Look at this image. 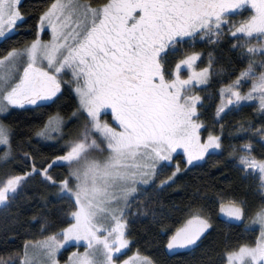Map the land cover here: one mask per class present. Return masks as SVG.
<instances>
[{
	"label": "snow or ice",
	"instance_id": "6c2138e0",
	"mask_svg": "<svg viewBox=\"0 0 264 264\" xmlns=\"http://www.w3.org/2000/svg\"><path fill=\"white\" fill-rule=\"evenodd\" d=\"M237 15L241 19L234 20ZM23 19L20 0H0V38H7ZM46 28L51 33L48 40L40 36ZM225 35L247 63L221 85L215 115L222 120V113L239 111L246 102L257 103L264 115V0H51L47 4L35 38L0 54V114L14 106L39 109L55 103L63 77L70 72L78 98L72 115L83 116L84 122L75 134H67V150L54 158L67 163V174L58 178L51 174L54 165L42 162L37 167L33 157L30 169L0 179V207L7 208L28 179L41 176L58 189L60 199L70 202L64 216L71 222L49 231L52 225L45 218L41 238L26 239L21 249L0 255V264H61L58 254L72 242L83 251L71 252L63 264H156L139 250L119 260L121 250L130 244L131 197L155 183L178 149L191 165L223 148V124L221 134L209 130L206 138L201 135L203 97L195 90L213 75L211 53L207 66L199 69L195 67L199 51L186 52L174 67L168 55L185 43L194 45L197 38L215 45ZM182 66L189 71L187 76L181 74ZM244 84H250L247 91L242 90ZM66 124L59 112L50 114L34 135L64 139ZM236 132L248 138L232 144L229 156L242 177L254 181V199L249 200L246 191H219L210 204L190 210L174 227L165 224L161 210L159 223L168 250L199 247L213 228V210L218 208L216 218L224 223L243 224L244 232L259 227L254 238L225 247L223 264H264V123L259 127L239 123ZM14 135L12 125L0 119L4 163L14 159ZM180 171L176 164L160 186L175 183Z\"/></svg>",
	"mask_w": 264,
	"mask_h": 264
},
{
	"label": "trees",
	"instance_id": "16d2710c",
	"mask_svg": "<svg viewBox=\"0 0 264 264\" xmlns=\"http://www.w3.org/2000/svg\"><path fill=\"white\" fill-rule=\"evenodd\" d=\"M51 0H21L20 8L24 19L17 24L15 31L0 40V54L11 47H21L35 38L38 30L39 16ZM247 15V13H244ZM239 18V15L237 16ZM233 18H236L233 17ZM43 38H48L47 31ZM201 52V59L195 62L196 68L207 66L209 53L213 58V75L205 86H201L203 106L200 108V116L204 122L205 131L214 130L221 134L223 148L216 155L206 157L202 163L187 165L184 154L176 152L174 161H179L185 168L177 173L175 183H169L168 187H161L159 181L164 179V171H161L155 179L143 188L144 193H137V197L131 199V215H129L130 249L139 250L141 254L150 256L156 264H223L222 254L225 247L237 240L254 238L255 232H244L243 225H231L216 218L218 208L213 210V228L203 237L199 247L195 250H185L172 254L166 248L167 236L159 223L161 210L163 219L168 227L178 226L187 218L190 210L206 206L216 198L219 191L236 193L247 192L249 200H253L255 183L252 178L244 179L239 169L234 167L229 152L232 144H240L248 137L236 132L239 123H251L253 127H259L264 123V115L258 111L254 103L245 104L239 111H233L223 115V119L215 116L219 104V88L222 84L234 79L240 69L246 66L247 61L240 57L239 50L232 49V41L225 35L219 43L213 45L206 41H197L194 45L183 44L175 52H169L168 61L172 65L176 63L178 55H183L185 50ZM224 71L220 72L219 69ZM73 86V85H72ZM250 84H245L248 88ZM73 88V87H72ZM55 99V103L48 102L42 108L34 105L21 108H11L9 113L0 114V119L12 125L14 159L7 163L0 161V179H6L7 175L17 174L31 168L33 157L40 167L54 165L51 174L63 177L67 174V163L56 161L67 149L64 147V139H47L36 137L34 132L42 127L50 114L59 112L67 120V133L71 132L75 117L72 113L78 108V98L71 89L66 86L64 91ZM239 137V138H237ZM257 154L260 151L258 138L256 142ZM3 147H0V152ZM31 155L24 157V153ZM171 165L172 168H175ZM187 165V166H186ZM70 202L58 197V189L45 182L41 176H32L22 186L20 194L11 201L7 208L0 207V255L12 250L21 249L26 239H40L41 225L45 218L51 227L49 231H56L64 227L71 220L64 216L69 209ZM153 212L156 213L154 218ZM47 234V233H45ZM75 246V245H74Z\"/></svg>",
	"mask_w": 264,
	"mask_h": 264
},
{
	"label": "rangeland",
	"instance_id": "374dc122",
	"mask_svg": "<svg viewBox=\"0 0 264 264\" xmlns=\"http://www.w3.org/2000/svg\"><path fill=\"white\" fill-rule=\"evenodd\" d=\"M20 2H21V0H20ZM238 16V15H237ZM236 16V18H233L234 20H239V19H241V17L239 16V18ZM17 27V26H16ZM16 29V28H15ZM15 31V30H14ZM45 31H47V33H48V38H43V33H40V36H41V38L42 39H44V40H48V39H50L51 38V33H50V29H45ZM13 31H9L8 33H7V35H9V34H11ZM1 39H3V38H0V40ZM197 41H201L199 38H197ZM190 45V44H189ZM185 49V48H184ZM182 52H187L186 51V49L185 50H182ZM184 53V54H185ZM183 54V55H184ZM174 56H176L177 55V53H175L174 52V54H173ZM183 55L181 54V55H178L177 56V58H176V61L177 60H179L180 58H182L183 57ZM200 59H201V56L197 59V61L196 62H198V61H200ZM174 65H175V63L174 64H172V66L174 67ZM195 67H197V66H195ZM199 69V68H198ZM69 73L70 72H68V74L67 75H65L64 77H63V79L64 80H68V81H70V77H69ZM71 74V73H70ZM182 75H184V76H187L188 74H189V71L184 67V66H182V73H181ZM201 86H205V85H196L195 86V90L201 95ZM243 86H245V84L243 85ZM220 89V88H219ZM247 89L248 88H246V87H242V90L243 91H247ZM73 90H74V88H73ZM219 91V90H218ZM74 93H75V91H74ZM76 94V93H75ZM219 100H220V96H219ZM248 103H253V102H246L245 104H248ZM254 104H256L257 106H258V104L257 103H254ZM26 106H32V105H26ZM15 107V106H14ZM13 107V108H14ZM25 107V106H24ZM15 108H17V107H15ZM226 112H227V110H225ZM233 111H235V110H233ZM232 111V112H233ZM232 112H228V113H232ZM216 113V112H215ZM4 114V113H3ZM222 116L223 115H225L224 113H222L221 114ZM216 116V115H215ZM217 119H218V117H216ZM200 119H201V117H200ZM202 120V119H201ZM67 121V120H66ZM83 122H84V117L83 116H77V117H75V121H74V124L72 125V127H71V132L70 133H67L66 132V129H68L70 126H68V124H66V127L64 128V133L65 134H75L76 132H77V130L81 127V125L83 124ZM216 133V132H215ZM201 135H202V137H204V138H206L207 137V135H208V131L206 130L205 131V126H204V128H203V130H202V133H201ZM54 136H55V134H54ZM54 139H60V137L59 136H55V138ZM54 139H47L48 141H51V140H54ZM0 147H3V146H0ZM181 151V153H183V150L182 149H178L177 150V152H180ZM210 152L212 151L211 149L209 150ZM220 151V149L219 150H216V152H219ZM175 154V153H174ZM173 154V155H174ZM184 154V153H183ZM184 157V159H186L187 160V157L184 155L183 156ZM206 159V158H205ZM205 159H202V160H199V161H193V163L191 164V165H193V164H197V163H202ZM176 162V160L174 161V160H172V161H169V162H166L169 166L168 167H165L164 169H162L161 171H164L165 173H164V175L162 176L164 179H166V177L168 176V175H171V173H172V171H174L175 170V168H172L171 167V165H174V163ZM176 164H179L180 165V168H181V170H183L184 168H185V166L182 168L181 167V164L179 163V161H177L176 162ZM188 165V164H187ZM186 165V166H187ZM191 165H188V166H191ZM176 166V165H175ZM181 172V171H180ZM161 173V172H160ZM157 177H155L154 178V180L156 179ZM145 186V185H144ZM144 186H143V188H144ZM140 194L141 193H144V191H143V189H142V191L141 192H139ZM138 193V194H139ZM133 197H137V193H134L133 194V196L131 197V199L133 198ZM256 228L258 229V234H259V227L258 226H256ZM257 234V235H258ZM80 244L82 245L83 244V242L81 241L80 242ZM75 245V246H74ZM76 250H79V251H83V247L81 246V247H79L78 248V246H77V244L75 243V242H72L69 246H66L65 248H62L61 249V251H60V253L58 254V258L60 259V261H61V264H63V262L68 258V256H69V254L71 253V252H73V251H76ZM122 251V255H119V260H124V259H127L129 256H132L135 252H136V250L135 249H130V246L128 245V247L126 248V249H122L121 250Z\"/></svg>",
	"mask_w": 264,
	"mask_h": 264
},
{
	"label": "flooded vegetation",
	"instance_id": "af4514ba",
	"mask_svg": "<svg viewBox=\"0 0 264 264\" xmlns=\"http://www.w3.org/2000/svg\"><path fill=\"white\" fill-rule=\"evenodd\" d=\"M69 77H70V81H71L72 77H71V74L70 73H69ZM70 81L63 79V82H62V85H61V93L64 91V89L66 88V86H69L70 85L71 86V89L74 88V85L72 83H70ZM61 93H58L57 96H59ZM231 225H236V224H231ZM241 225H243V224H241Z\"/></svg>",
	"mask_w": 264,
	"mask_h": 264
},
{
	"label": "water",
	"instance_id": "95a60500",
	"mask_svg": "<svg viewBox=\"0 0 264 264\" xmlns=\"http://www.w3.org/2000/svg\"><path fill=\"white\" fill-rule=\"evenodd\" d=\"M185 250H188V249H176V250H170V252L172 253V254H175V253H178V252H183V251H185Z\"/></svg>",
	"mask_w": 264,
	"mask_h": 264
}]
</instances>
